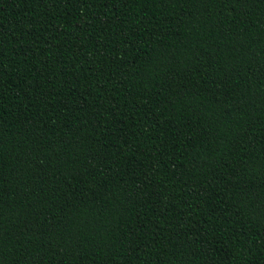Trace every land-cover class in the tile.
Returning <instances> with one entry per match:
<instances>
[{
	"label": "trees",
	"instance_id": "trees-1",
	"mask_svg": "<svg viewBox=\"0 0 264 264\" xmlns=\"http://www.w3.org/2000/svg\"><path fill=\"white\" fill-rule=\"evenodd\" d=\"M0 264H264V0H0Z\"/></svg>",
	"mask_w": 264,
	"mask_h": 264
}]
</instances>
